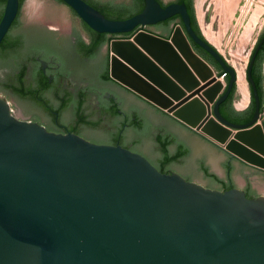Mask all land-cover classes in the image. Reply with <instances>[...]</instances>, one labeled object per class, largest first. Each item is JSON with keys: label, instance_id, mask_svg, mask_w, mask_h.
I'll return each instance as SVG.
<instances>
[{"label": "water", "instance_id": "obj_1", "mask_svg": "<svg viewBox=\"0 0 264 264\" xmlns=\"http://www.w3.org/2000/svg\"><path fill=\"white\" fill-rule=\"evenodd\" d=\"M60 1L98 33L140 27L110 40L108 74L158 107L148 103L142 112L144 129L151 123L172 126L181 136L193 132L222 151L188 139L195 156L205 158L187 180L159 171L121 145L20 119L0 98V264H264V123L251 77L264 34L246 71L253 115L235 123L221 115L219 104L237 87V71L203 32L200 37L191 29L185 3L144 0L140 12L112 19L85 0ZM41 6L54 23L73 20L64 5ZM37 7L33 0L25 4L28 12ZM18 10L19 0H6L0 42ZM176 14L183 27L175 25L169 36L166 30L145 29ZM188 36L229 76L227 82ZM86 132L105 137L103 130ZM187 147L178 141L168 153L185 154ZM224 154L234 158L228 168ZM218 183L260 195L247 197L236 187L219 190Z\"/></svg>", "mask_w": 264, "mask_h": 264}, {"label": "flooded vegetation", "instance_id": "obj_2", "mask_svg": "<svg viewBox=\"0 0 264 264\" xmlns=\"http://www.w3.org/2000/svg\"><path fill=\"white\" fill-rule=\"evenodd\" d=\"M27 1L30 0H22L19 4L17 15L11 23L5 39L0 43V98L9 103L16 117L38 122L49 131L74 132L95 143L121 145L145 156L163 172H177L187 180H191L188 173L198 170L200 159L205 158L204 156H195L194 148L188 139H196L205 148L210 150L215 148L221 153L222 150L193 132L188 133L187 137H183L172 126L152 123L150 128L144 129L140 121L141 114L149 109L148 103H152L113 79L104 77L105 70H108L109 73L108 43L113 38L124 36L125 33H105L107 41L96 45L91 51V47L95 45V39L92 38L85 23L66 4L60 0H33L38 7L32 12H28L25 9ZM100 1L111 2L116 6L132 10L136 6L135 9L138 10L141 6L140 1L137 0ZM158 1L161 5L178 2L177 0ZM192 1V14L186 7L190 26L200 36L202 31L196 17L194 0ZM43 3L64 5L71 12L73 20L67 24L54 23L42 8L41 4ZM1 12L3 13L2 7H0ZM192 16H194L195 22L192 21ZM178 24L183 27L180 16L176 14L153 25H148L145 29L162 33L166 27L173 29ZM138 29L139 27H136L129 32L131 33L129 36ZM262 34H264V29L259 36ZM189 40L192 46L196 45L190 38ZM14 42L16 44L13 46ZM202 50L209 55L204 49ZM214 68L219 77L222 74H219L222 68ZM22 71L23 74H21ZM261 73L264 74V68ZM228 78L229 76L225 74L222 80L227 82ZM22 91H25L26 94L23 95ZM32 93L35 94V97L31 96ZM240 95L242 100L239 105L246 104L241 108L235 105V100L239 99ZM248 96L249 101H245L242 94L237 93L235 86L219 104L221 115L225 117L223 114L238 112L247 116L250 112L251 102V95ZM9 99L14 100V105L8 101ZM38 100H42L45 105ZM21 105H25L31 110L36 109L39 113H26L20 108ZM14 106L19 109L18 113L13 110ZM80 108L85 114L86 122L79 120L77 110ZM260 111H262V103ZM155 113L161 117L164 116L158 112ZM88 121L101 123L96 127ZM135 121L138 122V125L134 124ZM167 121L171 123L169 120ZM172 125L177 127L175 124ZM73 126L77 127V132L71 130ZM96 130H103L105 137L95 138L86 132ZM161 140L168 141L167 153L168 149L176 148L178 141L186 143L188 150L182 155V158L163 165L164 154L159 147ZM174 154L168 153V155ZM226 155L224 154V156ZM231 159L234 158L226 156L227 168ZM218 186L219 190L239 188L233 183H218ZM239 189L244 191L247 197L260 195L257 190L253 193L246 187Z\"/></svg>", "mask_w": 264, "mask_h": 264}, {"label": "rangeland", "instance_id": "obj_3", "mask_svg": "<svg viewBox=\"0 0 264 264\" xmlns=\"http://www.w3.org/2000/svg\"><path fill=\"white\" fill-rule=\"evenodd\" d=\"M194 6L204 35H209V38L205 36L229 63L238 66L245 64L246 83L249 56L264 29V0H194ZM241 100V95L235 100L239 108L246 105L240 106Z\"/></svg>", "mask_w": 264, "mask_h": 264}, {"label": "trees", "instance_id": "obj_4", "mask_svg": "<svg viewBox=\"0 0 264 264\" xmlns=\"http://www.w3.org/2000/svg\"><path fill=\"white\" fill-rule=\"evenodd\" d=\"M88 4H90L91 6H93L95 9H97L99 12H101L106 18H112V19H123V18H127L130 17L132 15H134L135 13H138L137 11H139V9L142 8L144 0H137L140 1V8L138 10H136L135 7L133 10L130 8H126V7H121V6H116L114 4H112L111 2H102L100 0H85ZM179 3H185L186 7L188 8V10L190 11V13L192 14L193 11V7H192V0H177ZM6 0H0V7H2V11L4 8ZM22 0H19V4H21ZM138 5V4H137ZM164 6V5H163ZM142 10V9H141ZM140 10V11H141ZM139 11V12H140ZM2 12L0 13V18H1ZM193 18V22H195L194 16H192ZM170 21V20H167ZM86 28L89 30L92 38L95 39V45H93L91 47V51L93 50V48L96 45H99L100 43H102L103 41H107V38L105 36V33H98L96 31L91 30L87 25H85ZM139 27V26H138ZM140 28V27H139ZM167 31L168 34L167 36L170 35L171 31H172V27H166L164 29V31ZM131 33H125L124 36H129ZM263 36V34L261 36H259L258 40L256 41L250 56H249V60L252 57V54L254 52V49L258 43V41L261 39V37ZM200 37H202V34H200ZM5 39H2V41ZM1 41V42H2ZM0 42V43H1ZM16 44V42L13 43V46ZM11 45V44H10ZM194 49L201 55L203 56L206 60H208L214 67L216 68H220L219 65L217 64V62L212 59L209 55H207L201 48H199L198 46L194 45L193 46ZM248 67V64H247ZM247 67H246V71H247ZM264 67V43L261 49L258 50V52L256 53V56L254 58V62L251 68V77L256 85V89L258 92V96L260 99V103H262V98H263V93H264V89H263V81H264V75L263 73H261L262 69ZM223 73L222 70H220L219 74ZM21 74H23V71L21 72ZM104 77L105 78H109V74H108V70H105L104 73ZM23 82V80H21ZM235 85H233L232 90L234 89ZM23 95L26 94L25 91H22ZM32 97H35V94L32 93L31 94ZM41 102V104L45 103L42 100H38ZM253 110H254V101H253V97H252V93H251V102H250V112L247 116H244L242 114H239L238 112H232L231 114H223L228 120L235 122V123H243L246 121H249L253 115ZM78 111L79 114V120L82 122H86L87 119L85 118V114L82 113L81 108ZM89 122V121H88ZM90 124L98 127L100 125L101 122L97 121V122H89ZM135 125H138V122L135 121L134 122ZM72 131L77 132V127L73 126L71 127ZM65 133V132H62ZM74 133V132H73ZM76 134V133H75ZM167 140H161L160 142V150L161 152L164 154V160H163V165H165L166 163L170 162V161H174L177 160L185 151L180 149L178 150L174 155H168L167 153ZM113 145V144H112ZM159 171L163 172L160 168H157Z\"/></svg>", "mask_w": 264, "mask_h": 264}, {"label": "bare ground", "instance_id": "obj_5", "mask_svg": "<svg viewBox=\"0 0 264 264\" xmlns=\"http://www.w3.org/2000/svg\"><path fill=\"white\" fill-rule=\"evenodd\" d=\"M209 33V32H208ZM204 34V33H203ZM205 35L209 38V35L207 33H205ZM236 71H237V81L239 84V90L242 93L243 99L246 101L248 100V90H247V86L245 83V64L244 65H234L232 64Z\"/></svg>", "mask_w": 264, "mask_h": 264}, {"label": "built area", "instance_id": "obj_6", "mask_svg": "<svg viewBox=\"0 0 264 264\" xmlns=\"http://www.w3.org/2000/svg\"><path fill=\"white\" fill-rule=\"evenodd\" d=\"M224 75L225 73H222L218 78L222 79ZM263 89H264V85H263ZM259 121L264 123V93H263V98H262V112H261V117Z\"/></svg>", "mask_w": 264, "mask_h": 264}, {"label": "crops", "instance_id": "obj_7", "mask_svg": "<svg viewBox=\"0 0 264 264\" xmlns=\"http://www.w3.org/2000/svg\"><path fill=\"white\" fill-rule=\"evenodd\" d=\"M264 75V74H263ZM110 77V76H109ZM247 83V81H246ZM263 85H264V81H263ZM247 88H248V92H249V87H248V84H247ZM237 93L240 94L239 92V85H238V82H237ZM166 112V111H165ZM169 114V113H168Z\"/></svg>", "mask_w": 264, "mask_h": 264}]
</instances>
